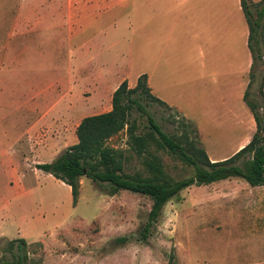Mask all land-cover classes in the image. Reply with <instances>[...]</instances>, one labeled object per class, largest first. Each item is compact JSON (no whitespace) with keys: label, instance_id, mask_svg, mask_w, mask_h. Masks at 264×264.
<instances>
[{"label":"rangeland","instance_id":"rangeland-1","mask_svg":"<svg viewBox=\"0 0 264 264\" xmlns=\"http://www.w3.org/2000/svg\"><path fill=\"white\" fill-rule=\"evenodd\" d=\"M63 1L62 26L41 31L40 41L31 44L30 58L23 66L14 68L13 87L8 94V99L16 102L23 101L28 93L33 100L42 102L36 103L31 111L26 106L14 110L0 108V143L6 140L2 129L7 124L2 118L53 117L61 122L53 132L58 138L55 146L59 143L53 153L55 157L75 142L78 123L86 115L80 108H86L84 111L90 114L108 111L112 108V95L107 92L117 78L127 71L129 80L134 82L138 66L127 65L126 58L132 59L123 56V51L130 45L136 55L135 50H140L143 44L136 24L139 13L127 15L129 8L123 7L100 15L98 23L81 27L72 39L71 33L78 26L71 28L67 20L70 5L77 4V0ZM80 17L86 19L87 11ZM51 20L54 19L48 16L47 21ZM146 30L152 31L151 25ZM92 35H96L93 51H84L77 58L73 50L78 45L85 46ZM77 63L78 73L72 77L71 68ZM92 66L100 70L98 81L94 80L97 75L92 74ZM93 88L100 95L87 106L81 100L88 102ZM99 105L102 107L97 108ZM149 110L164 131L181 135L183 117L176 109L170 111L154 104ZM223 113L219 118L224 121L220 123L213 110L206 108L204 113L191 112L194 119L185 117L197 128L198 140L210 158H221L230 152L247 128L235 123L226 110ZM133 118L137 123L135 136H146L150 130L147 114L135 111ZM45 127L49 130L48 125ZM131 137L125 128L107 143L124 152L127 174L150 178L152 172L145 163L147 153L140 155ZM148 146L169 179L175 181L194 174V168L175 154L156 143ZM25 149L26 157L31 159L16 155L15 160L26 166L27 183L35 177L36 184L20 191L11 190L9 174L6 168H0V198L10 199L9 204H1L0 200V240L24 237L28 242L29 264H264V189L250 185L242 177L183 189L164 206L144 238L153 205L149 196L127 190L109 195L86 177L74 205L69 185L52 174L36 175V162L32 158L41 159L42 152L33 149L30 142L25 143Z\"/></svg>","mask_w":264,"mask_h":264},{"label":"crops","instance_id":"crops-1","mask_svg":"<svg viewBox=\"0 0 264 264\" xmlns=\"http://www.w3.org/2000/svg\"><path fill=\"white\" fill-rule=\"evenodd\" d=\"M251 1L256 3L260 0ZM76 2L70 5L67 20L71 28L78 26L71 33L72 39L81 27L95 25L104 13L117 7L129 8L127 15L130 12L139 13L136 24L137 30L141 31L143 44L140 50H135L136 55L132 53L130 45L126 52L123 51V56L126 54L132 59L126 58L127 65L138 66L135 80H129V74L125 71L129 66L126 67L113 88L107 92L110 96L124 80L128 81L130 87H135L138 78L147 75L152 93L187 119H194L191 112L204 113L206 108L213 110L217 123L224 121L219 116L226 110L235 123L247 125L235 147L221 158H210L212 161L233 156L251 141L257 125L244 96L250 82L253 57L248 46L249 25L241 0H92L91 5L82 0ZM63 8V0H0V108L14 110L15 107L21 109L26 106L31 111L36 103L38 105V102H42L33 100L29 93L23 101L16 102L9 100L8 94L15 75L14 68L23 66L30 58L31 44L40 41L42 30L62 26ZM84 10L87 11L86 19L80 17ZM48 16L54 20L47 21ZM148 25H151L152 31L146 30ZM95 39L96 35H92L85 46L78 45L73 50L75 56L78 58L84 51L92 52ZM78 70L77 63L71 68L72 77H75ZM92 70V74L97 75L94 80L98 81L99 68L92 66ZM92 91L88 102L81 100L87 106L100 95L97 89L93 88ZM75 107L78 108V104ZM80 109L85 116L92 115L84 111L86 108ZM205 116L209 117V114ZM4 121L7 127L2 129V137L6 140L0 143V168H6L11 190L20 191L36 182L33 177V181L27 183V168L16 162V155L28 159L25 143L30 142L33 149L42 152L41 159L37 156L32 158L36 165L46 163L43 160L52 161L57 157L53 153L59 145L55 146L58 138L53 132L58 130L61 122L53 117H6L2 118ZM46 125L49 130H46ZM16 126L20 127L16 129ZM77 141L78 138L74 143ZM47 156L52 158L47 159ZM28 160L26 163L29 165ZM36 165L35 173L40 176L44 171ZM83 178L86 177H82L81 182ZM259 187L264 189V185ZM0 200L1 204L10 202L7 197H1Z\"/></svg>","mask_w":264,"mask_h":264},{"label":"trees","instance_id":"trees-1","mask_svg":"<svg viewBox=\"0 0 264 264\" xmlns=\"http://www.w3.org/2000/svg\"><path fill=\"white\" fill-rule=\"evenodd\" d=\"M241 5L249 25L248 46L253 57L244 98L254 114L257 130L251 141L237 153L224 160L212 161L198 140L197 128L184 116L180 121L184 128L181 135L164 131L149 108L154 104L170 111L173 108L152 93L147 75H141L135 87H130L127 80L117 87L109 111L85 116L80 121L76 143L51 162L39 163L36 167L69 185L74 205L80 196L82 177L91 179L109 195L127 190L149 196L153 205L144 227V238L149 235L164 206L192 185L211 184L231 177H242L252 186L264 185V0L256 3L241 0ZM255 86L257 88L253 90ZM135 111L148 116L150 130L146 136L134 134L137 127L133 118ZM125 128L130 131L133 147L139 154L147 153L145 163L152 172L150 178L127 174L124 152L107 143ZM149 143H156L178 156L194 168V174L175 181L169 179L161 161L150 152ZM0 264H29L27 240L24 237L1 239Z\"/></svg>","mask_w":264,"mask_h":264}]
</instances>
